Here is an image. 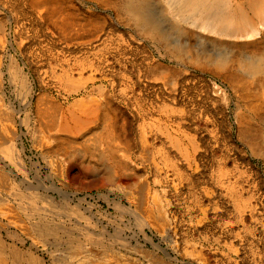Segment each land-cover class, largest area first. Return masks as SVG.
Listing matches in <instances>:
<instances>
[{
  "label": "bare ground",
  "instance_id": "obj_1",
  "mask_svg": "<svg viewBox=\"0 0 264 264\" xmlns=\"http://www.w3.org/2000/svg\"><path fill=\"white\" fill-rule=\"evenodd\" d=\"M90 1L111 11L113 19L101 15L79 18L72 12L71 0H29L33 19L38 22L43 18L51 24L50 29L34 26L31 31L35 40L43 34L48 43H11L15 54L9 52L4 61L0 59V264H238V251L244 252L246 244L256 253L254 264H264V241L260 243L264 235V0ZM166 19L168 27L162 23ZM189 26L195 33L189 32ZM174 35L195 38L199 44L176 42ZM135 39L152 41L149 55L136 56L140 45ZM153 51L160 54L158 58L152 57ZM39 61L48 67L50 84H61L70 92L84 91L65 110L52 97L38 96L41 133H48L58 144L71 143L54 148L57 151H81L87 164L125 170H106L102 176L92 170L93 180L87 186H74L63 171L51 175L40 169L23 174L13 170L32 160L25 156L22 135L13 130L15 139L11 140L4 126L27 119L21 113L30 105L35 86L45 83L35 65ZM8 81L20 87L23 97L18 103H4ZM106 85L110 87L107 92ZM125 85L153 92L158 108V153L161 160L171 162L180 181L192 180L204 148L214 140L208 124L216 125L222 140L227 135L218 120L232 96L237 137L252 158L262 161L258 173L242 150L230 168L224 155L217 161L216 174L207 176L211 189L196 190L193 199L211 212L217 204L230 206L236 218H188V231L204 234L206 244L192 242L180 259L176 249L168 250L147 232L151 229L147 218L137 222L138 232L129 238L113 234L103 221H99L100 231L74 225L79 231L72 233L69 226L53 219L70 217L81 222L79 218L111 215L108 207L92 201L95 196L117 210L123 207L121 202L106 199V194L114 192L108 182L116 186L118 178L138 173L126 170L129 163L120 155L126 147L112 144L122 134L121 128L112 123L107 129L109 125L103 124L93 137L79 142L81 147L71 138L89 125L93 110L88 107L102 104L87 93L89 87L101 89L102 102L112 104L111 89ZM192 88H199V98L188 92ZM216 102L222 103L218 110L214 109ZM201 120L207 126L203 127ZM103 141L108 155L97 147ZM94 150L100 154L92 160ZM90 173L82 170L79 176ZM96 189L105 192H89ZM126 197L130 204H149L156 215L165 213L158 206L157 190L152 192L148 184L139 187L135 197ZM59 238L66 242L62 257L56 255ZM127 253L136 257L129 259Z\"/></svg>",
  "mask_w": 264,
  "mask_h": 264
},
{
  "label": "rangeland",
  "instance_id": "obj_2",
  "mask_svg": "<svg viewBox=\"0 0 264 264\" xmlns=\"http://www.w3.org/2000/svg\"><path fill=\"white\" fill-rule=\"evenodd\" d=\"M72 12L79 18L101 15L107 19H113V13L106 11L90 0H71ZM160 4L156 5L158 9ZM163 25L168 27V20H163ZM50 25L43 18L41 21L36 22L33 19L32 9L29 6V0H0V59L4 61L7 54L12 52L10 49L11 43H39L42 46L48 43L46 37L41 34L35 40L34 33L31 29L34 26L42 29H50ZM189 32L195 33V28L189 26ZM174 35L176 42L194 43L199 44V41L195 38L177 36ZM135 43H139L140 47L137 49L136 56L143 57L149 55L148 49L151 50V40H134ZM154 46V45H152ZM14 53V52H12ZM6 54V55H5ZM15 54V53H14ZM160 54L157 51L152 52V57L158 58ZM39 68V72L44 77V85L37 84L35 86V92L33 93L30 105H26L24 112L21 113L23 117L27 118L24 121H15L14 123H8L5 125V130L8 138L15 139L13 136V130L22 135V143L24 144L25 156L32 160V163L26 164L24 167L14 166L13 170L18 171L19 174L23 172L33 171L40 169L47 171L51 175L64 172L69 176L74 186H87L93 180V175L90 173L95 170L100 173V176L106 170L117 171L125 170L117 166L105 167V165L97 166L90 162L87 164L82 160L81 151L65 152L57 151L56 147H68L71 143L58 144L48 134L41 133V126L38 122V116L36 113V99L40 95H48L52 97L58 104H60L62 110L67 108V105L75 98H79L83 95L84 91L78 93L70 92L66 87L61 84H50V73L48 67L43 61L35 63ZM196 74L199 70L195 71ZM31 74V73H30ZM208 78H211L208 74H205ZM32 77L35 76L32 74ZM213 80V79H211ZM97 82L96 84H98ZM20 87L16 83L6 84V100L4 103H18L22 100V93ZM110 87L106 85L105 92ZM202 94L205 95L204 87H202ZM95 100H100L101 105H95L88 107L93 110L92 116H90L89 125L84 128L88 129L87 132L80 131L76 136L71 139H75L78 143V147H81V142L84 138L93 137L94 133L100 130L103 124H108L107 129L112 127V123L116 125V128H121L122 134L119 135L112 144L115 146H123L126 149L120 152V155L129 163L130 168L126 170H137V174H133L130 178L120 177L118 178V185H113L108 182L109 187L114 188V192L106 194V199L115 204V202H121L123 207L121 210H117L112 205L107 206V201L104 198L95 196L92 201L97 203L101 207H108L111 215L105 218H79L81 222H78L77 218L62 217L53 218L57 223H61L69 226L68 230L72 233H76L79 230L74 225L84 227L85 225L90 228L91 231H100L102 229L99 226V221H103L109 226V231L115 235H122L124 237H131L138 232L139 226L137 222L143 218H147L150 221L151 229L147 228V232L153 235L154 239L162 244L163 247L170 249H176L178 251V258L180 259L181 253L189 251L192 242L202 240L206 244V237L204 234L196 235L188 231L187 224L190 223L188 218H236L234 210L230 206L217 204V209L214 212L209 210L207 205H197L194 202L195 191H205L209 189L207 184V176H214L217 172L216 163L219 159L224 157L228 160V168L231 167V163L238 161V150H242L245 158L249 160V164L253 171L260 172L263 169L262 161L252 158L248 150L243 146L242 142L237 137V130L235 126V110L236 105L232 97H229L228 104L219 115V124L222 129L225 130L226 136L222 140L220 133L214 124H204L201 120L200 123L207 126L209 131L215 133L214 140L204 148L203 157L201 162H198V168L193 172L191 181H180L176 174V171L172 168L170 161H163L160 159L158 153V138H157V103L154 100L153 92H150L146 88H133L129 85L123 87L113 88L110 91L112 96V104H105L102 102L103 91L94 86L88 88L87 93ZM188 92L193 94V97L199 98V88H192ZM221 96L217 95L216 100H220ZM1 100V98H0ZM2 102V101H0ZM23 105V104H22ZM221 102L214 104V109L218 110L221 107ZM17 106V105H16ZM196 106V105H195ZM18 107V106H17ZM87 111H79V113L86 114ZM25 113V114H24ZM107 118V121L103 120ZM110 127V128H109ZM82 132H85L82 134ZM204 133V132H203ZM49 135V136H48ZM2 144V137L0 131V145ZM111 144V145H112ZM92 146H96L92 144ZM97 147L103 149L102 154L110 153L106 151L107 143L101 142ZM1 153V152H0ZM100 152L94 150L92 160L96 159V155ZM69 156L67 159H63L62 156ZM63 159V160H62ZM61 163V165L59 164ZM82 170L88 171L90 174L87 177H80L79 172ZM234 178L238 179V173L232 170ZM195 178L198 180L195 182ZM264 179V178H263ZM144 184H148L152 192L157 190L158 206L165 213L156 215L151 211V206L143 205L142 207L130 204L126 194H132L133 197L137 195L139 187H143ZM238 190V183L236 186ZM84 191H88L82 188ZM211 189V188H210ZM93 194L105 192V190H91ZM107 193V191H106ZM123 195V196H121ZM125 196V197H124ZM130 199V198H129ZM205 204V203H204ZM136 207V209H134ZM137 210L136 214L132 211ZM264 218V211H263ZM157 218H166V221L158 220ZM101 228V229H100ZM137 230V231H136ZM143 236V233L141 234ZM59 238L58 245L60 250L56 252L57 256H64L66 250L64 249L66 242ZM264 241V235L261 237L260 243ZM255 251L251 248L250 244H246L245 251H238V264H254ZM136 257L132 253H127V258L133 259ZM144 263V262H143Z\"/></svg>",
  "mask_w": 264,
  "mask_h": 264
}]
</instances>
